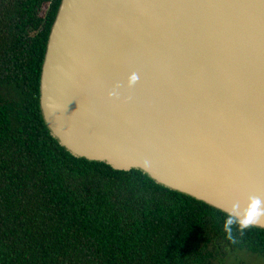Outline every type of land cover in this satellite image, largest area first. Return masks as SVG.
Segmentation results:
<instances>
[{
	"label": "water",
	"instance_id": "1",
	"mask_svg": "<svg viewBox=\"0 0 264 264\" xmlns=\"http://www.w3.org/2000/svg\"><path fill=\"white\" fill-rule=\"evenodd\" d=\"M39 104L74 158L264 210V0H61Z\"/></svg>",
	"mask_w": 264,
	"mask_h": 264
},
{
	"label": "trees",
	"instance_id": "2",
	"mask_svg": "<svg viewBox=\"0 0 264 264\" xmlns=\"http://www.w3.org/2000/svg\"><path fill=\"white\" fill-rule=\"evenodd\" d=\"M61 0H0V264H225L264 258V230L71 156L43 120L40 78ZM233 220L230 231L228 221Z\"/></svg>",
	"mask_w": 264,
	"mask_h": 264
},
{
	"label": "clouds",
	"instance_id": "3",
	"mask_svg": "<svg viewBox=\"0 0 264 264\" xmlns=\"http://www.w3.org/2000/svg\"><path fill=\"white\" fill-rule=\"evenodd\" d=\"M137 79L138 77L136 75H133L131 77L132 82H135ZM261 215H264V210L260 209V201L256 200L252 203L251 210L247 213L246 218L240 221L241 229L248 228L251 225L255 224ZM233 222H234L233 220H229L227 222L229 227L226 228V231H230V227L233 224Z\"/></svg>",
	"mask_w": 264,
	"mask_h": 264
},
{
	"label": "rangeland",
	"instance_id": "4",
	"mask_svg": "<svg viewBox=\"0 0 264 264\" xmlns=\"http://www.w3.org/2000/svg\"><path fill=\"white\" fill-rule=\"evenodd\" d=\"M225 264H264V258L247 252L232 253Z\"/></svg>",
	"mask_w": 264,
	"mask_h": 264
}]
</instances>
